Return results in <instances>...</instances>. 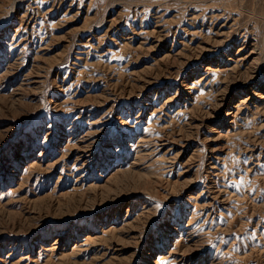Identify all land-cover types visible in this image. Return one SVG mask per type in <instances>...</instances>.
<instances>
[{
    "label": "rangeland",
    "instance_id": "obj_1",
    "mask_svg": "<svg viewBox=\"0 0 264 264\" xmlns=\"http://www.w3.org/2000/svg\"><path fill=\"white\" fill-rule=\"evenodd\" d=\"M0 264H264V0H0Z\"/></svg>",
    "mask_w": 264,
    "mask_h": 264
}]
</instances>
